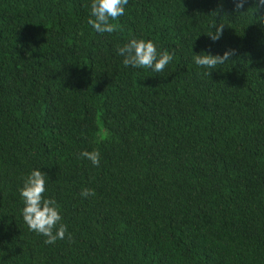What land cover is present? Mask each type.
<instances>
[{
  "label": "trees",
  "instance_id": "obj_1",
  "mask_svg": "<svg viewBox=\"0 0 264 264\" xmlns=\"http://www.w3.org/2000/svg\"><path fill=\"white\" fill-rule=\"evenodd\" d=\"M90 6L0 0V264H264V9L128 0L100 34ZM133 37L173 55L163 72L123 64ZM34 168L67 226L54 244L22 217Z\"/></svg>",
  "mask_w": 264,
  "mask_h": 264
},
{
  "label": "clouds",
  "instance_id": "obj_2",
  "mask_svg": "<svg viewBox=\"0 0 264 264\" xmlns=\"http://www.w3.org/2000/svg\"><path fill=\"white\" fill-rule=\"evenodd\" d=\"M247 3L248 0H234L235 10L243 9ZM254 3V11L264 9V0H254ZM127 4L128 0H91V18L88 23L97 33L111 34L118 28V25L113 22L124 15L125 5ZM257 19L264 22V14L258 16ZM212 28L214 31L206 35L215 42L223 34L224 24H214ZM117 53L123 57L125 66L152 69L157 73L163 72L173 59L171 53L166 49L159 51L151 40L135 37L119 47ZM234 54L235 49H227L223 55H213L202 50L200 53H196L193 59L196 65L213 70L217 68V65L229 61ZM207 74L210 75V72ZM79 155L81 158L90 160L94 166L99 165L100 153L98 150H85ZM45 177L46 173L34 168L23 178V186L19 189L24 204L22 217L31 231L46 237L45 243L54 244L57 240L65 238L67 226L61 223L60 206L55 198H45L44 196L46 192ZM91 195H95V193L88 188L83 189L81 192L82 197ZM67 238L71 241L72 235L68 233Z\"/></svg>",
  "mask_w": 264,
  "mask_h": 264
}]
</instances>
